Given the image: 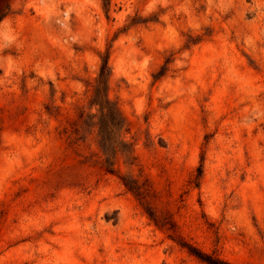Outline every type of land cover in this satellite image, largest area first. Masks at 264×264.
Listing matches in <instances>:
<instances>
[{"label":"rangeland","instance_id":"obj_1","mask_svg":"<svg viewBox=\"0 0 264 264\" xmlns=\"http://www.w3.org/2000/svg\"><path fill=\"white\" fill-rule=\"evenodd\" d=\"M105 55L130 154L80 126ZM189 249L264 264V0H0V264Z\"/></svg>","mask_w":264,"mask_h":264},{"label":"trees","instance_id":"obj_2","mask_svg":"<svg viewBox=\"0 0 264 264\" xmlns=\"http://www.w3.org/2000/svg\"><path fill=\"white\" fill-rule=\"evenodd\" d=\"M110 79V68L108 65V55L101 57V63L99 65L97 76L91 88V96L89 100V107L95 108L97 113L80 115V126L94 127L96 130V136L98 140V147L101 152L108 155L112 154H130V151L126 148V145L122 138V131L124 128V120L119 108L108 97V83ZM96 119L95 122L92 120ZM107 163V160L106 162ZM106 171L112 173L113 171L106 168ZM198 175L201 174V168H198ZM121 184L127 191L137 194L135 181L121 177ZM191 254L192 249H189ZM194 256L207 264H229L216 257L206 256L200 252L194 253Z\"/></svg>","mask_w":264,"mask_h":264}]
</instances>
